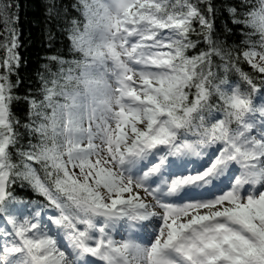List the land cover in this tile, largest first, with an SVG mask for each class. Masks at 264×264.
<instances>
[{
    "label": "snow or ice",
    "instance_id": "snow-or-ice-1",
    "mask_svg": "<svg viewBox=\"0 0 264 264\" xmlns=\"http://www.w3.org/2000/svg\"><path fill=\"white\" fill-rule=\"evenodd\" d=\"M201 3L78 0V58L24 97L36 143L18 149L19 165V17L0 3V264H264V0L222 5L258 76ZM193 34L206 50L190 57ZM17 181L43 202L19 200Z\"/></svg>",
    "mask_w": 264,
    "mask_h": 264
},
{
    "label": "trees",
    "instance_id": "trees-1",
    "mask_svg": "<svg viewBox=\"0 0 264 264\" xmlns=\"http://www.w3.org/2000/svg\"><path fill=\"white\" fill-rule=\"evenodd\" d=\"M212 2L218 9L215 36L225 41V48L231 50L234 60L239 57V65L243 66L246 61L243 59L242 52L246 48L242 45L246 37L244 35L242 38L240 30L243 33L246 30L238 29V25L232 23L228 13L222 9V5H235L238 11L243 12L245 11L244 4H254V0H212ZM0 3L16 5L10 11L19 17L15 28L19 34L20 65L17 72L11 76L13 84L19 81V86L14 88L13 94L20 99L15 100L11 106L14 117L20 121V126L17 128L18 143L12 149V160L19 165L22 158L18 155V149L26 150L30 140L36 143L35 137L29 136L27 130L23 128L28 114V104L24 97L39 98L40 77L43 75L50 78L51 73L59 71L58 61L66 60L68 56L70 22L76 19L81 24L83 16L78 8L73 7V5H78V0H0ZM53 5L55 7L50 15L48 10ZM194 27L198 28L196 25ZM3 28L4 24L0 23V31ZM229 28L231 32L227 31ZM2 39L3 36L0 35V40ZM191 39L200 40L202 43V39L195 34ZM198 50L200 52L201 48L199 47ZM192 55H196V52H192ZM3 56L4 51L2 50L0 58Z\"/></svg>",
    "mask_w": 264,
    "mask_h": 264
}]
</instances>
